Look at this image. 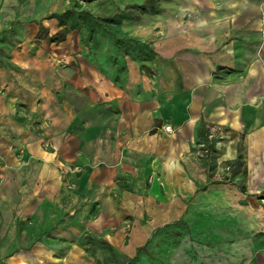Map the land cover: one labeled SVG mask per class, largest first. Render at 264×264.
Segmentation results:
<instances>
[{
    "label": "crops",
    "instance_id": "1",
    "mask_svg": "<svg viewBox=\"0 0 264 264\" xmlns=\"http://www.w3.org/2000/svg\"><path fill=\"white\" fill-rule=\"evenodd\" d=\"M160 7L119 25L149 54L86 46L67 88L51 80L50 116L41 118L42 106L31 114L47 125L40 135L50 149L21 122L43 82L33 92L28 80H5L0 264H102L105 254L77 247L86 225L113 250L105 264H264V0ZM241 148L245 163L230 175ZM61 166L74 171L61 175ZM196 210L260 218L244 219V232L218 220L199 236L189 220Z\"/></svg>",
    "mask_w": 264,
    "mask_h": 264
},
{
    "label": "rangeland",
    "instance_id": "2",
    "mask_svg": "<svg viewBox=\"0 0 264 264\" xmlns=\"http://www.w3.org/2000/svg\"><path fill=\"white\" fill-rule=\"evenodd\" d=\"M144 1L145 0H0V46L4 48L5 52H9L8 60H10L12 64L18 67V70L0 67V86H2L0 90H7L4 86V83L5 80L9 81V78H20L21 80H28L29 87H33V92L34 90H38V86H35L36 82H43L40 83L41 88H39L40 92L36 94L37 96L28 95L27 97L28 103L26 105V108L28 110L27 116L25 118L27 124L25 123V120L21 121L22 123H24L23 125H27V128H29L28 130L32 134L34 133L33 131L35 129H38L40 131H37L39 134L34 133V136H38L39 140L42 138L40 133L43 129L41 128H47V125L42 124V121L43 119H46L50 116V110L52 109L53 105L52 98L47 97L52 95V89L53 91H55L57 88H52V81L59 78L65 82L64 87L67 88V74L69 66H72L73 68H75V66L79 67L80 62L82 61L80 57L85 51L86 44L91 47L94 43V39L86 43L88 31L83 28L80 31L67 33L66 39L58 44L49 45L45 40L36 42L35 36L37 35L36 32L39 29V26L36 23L42 22V25L47 27L50 32L53 33L60 29L58 27L57 21L42 20L43 18L53 13H62L68 9H74L76 11L85 9L89 11L93 16V25L96 29L98 40L97 46L109 47L112 45L114 35H119V29L117 24L108 23L106 21V18L114 16L119 12H122L123 15V12L127 10L128 6L141 4ZM157 1L159 2L160 6H162L161 13H163V5L165 6L167 4L168 6L171 2H175L176 0ZM133 14H139V12L134 11ZM130 46L133 49V52L136 50L138 53L142 51L143 53H146L145 50L147 48L145 46H141L137 43L134 45L130 44ZM56 80L53 82L54 85L57 84ZM61 87L62 85L60 84L59 88ZM42 93L43 95H41ZM64 94H66V90L65 92H63L64 99L66 100L67 95ZM43 98H45V101L41 105ZM60 103L64 102L61 101ZM41 106L45 111V113L41 116V118L43 119L32 118V113L37 114V112H41ZM18 123L19 121H17L16 125L20 127ZM41 142L44 149H50V146L48 145L46 139H41ZM209 148L210 147L208 146V144L204 143L201 149V151H203V153L205 154L203 155L204 158L211 157ZM242 149L243 148L239 149V154L243 152ZM243 163L245 162L243 160L242 154H240L234 162L227 164L228 168L227 166L226 168L229 174L233 175V172L237 174L239 171H241ZM71 170L74 171V168L63 166L59 167L61 175H66ZM248 184L249 183H246L244 185L243 182L236 180V186L234 187L238 188L244 185L246 186L245 191H248ZM215 185L218 186L217 188L221 186L220 183ZM228 190V188L224 189V191ZM230 190L232 189L230 188ZM252 195H254V192L252 193ZM258 199L260 198L258 197ZM228 201L234 202L235 200L233 197H230ZM237 201V205L245 204L244 200L238 199ZM204 202L207 203V199H204L202 203ZM221 205L228 206V204L225 203H222ZM212 206L213 205H209V208ZM230 206L235 207L234 204ZM196 211V213L189 215V220L190 224H192V232H194V234H198L199 236L203 233L205 235L209 233L207 229H209V227L211 228V223H217L218 220L223 221L220 223L225 224H227V219H230V222L233 220L235 221L237 227L242 226L241 229L242 232H244V226L247 225V222L245 220H247L248 217H252V221L254 222L256 220L258 221L260 218L259 215L256 214L242 215L240 213L239 215L238 212H233V214L228 216L227 214L214 215L213 213H206L205 211L203 214H199L200 211ZM90 219H92L93 221V219H95V215L89 217V220ZM85 224H87V222ZM196 224H199L200 227L202 226L204 228V231H202L203 229L200 230L199 227H194ZM86 226H83V228H85L86 230L77 231L76 235L74 236L77 247H79L80 249H85V251L92 255H99L100 253H102L105 255L112 254L114 256L112 248L107 246V243L104 241L103 237L100 236L101 234H99V231H96L94 227L92 228L93 231H91V229L86 228ZM173 233L175 234V237H177V234H180L179 231H174ZM105 255L103 257L104 262L102 264H105V260L107 258ZM107 259L109 260L110 257ZM125 262L126 261H123L117 264H126Z\"/></svg>",
    "mask_w": 264,
    "mask_h": 264
},
{
    "label": "trees",
    "instance_id": "3",
    "mask_svg": "<svg viewBox=\"0 0 264 264\" xmlns=\"http://www.w3.org/2000/svg\"><path fill=\"white\" fill-rule=\"evenodd\" d=\"M139 12V14H133V12ZM161 11L160 4L157 0H145L141 4H134L127 7L125 12L115 14L114 16L106 18V21L111 24H117L118 29L119 25L122 23L123 20H137L143 14H158ZM93 16L92 14L85 10H74L68 9L62 13H53L42 20H54L57 21L58 27L60 28L56 32H50V30L42 25V22H37L36 24L39 26V29L36 32L35 41L40 42L45 40L47 44H58L63 42L66 39L67 33H71L74 31H80L81 29L85 28L88 31V36L86 38V43L90 40L94 39L93 47H97L98 40H97V33L96 29L93 25ZM114 35L112 40V45L117 47L119 50L124 51L126 54H131L130 51H133L130 44L134 45L137 42L132 40L131 38H126L120 35ZM138 44V43H137ZM140 45V44H139ZM86 46H89L86 44ZM145 46L146 45H141ZM148 54V52L146 53ZM9 52H5L4 48L0 46V67L10 68L14 70H18V67L8 60Z\"/></svg>",
    "mask_w": 264,
    "mask_h": 264
},
{
    "label": "bare ground",
    "instance_id": "4",
    "mask_svg": "<svg viewBox=\"0 0 264 264\" xmlns=\"http://www.w3.org/2000/svg\"><path fill=\"white\" fill-rule=\"evenodd\" d=\"M88 66H89V65H88ZM89 70H90V69H89ZM92 70H93V69H92ZM83 71H84V70H83ZM81 72H82V71H81ZM86 72H87V70H86ZM86 72H85V73H86ZM86 74H88V73H86ZM88 75H89V77H91V76H90L91 74H88ZM85 76H86V75H85ZM86 77H87V76H86ZM89 77H88V78H89ZM90 79H92V78H90ZM96 79H97V78H96ZM92 80H94V79H92ZM99 80H100V79H99ZM86 81H88V80H86ZM98 82H99V81H98ZM92 83H94V82H92ZM96 84H97V83H96ZM99 85H100V84H99ZM257 132H258V131H257ZM257 135H258V134H257ZM259 135H260V134H259ZM251 136H252V135H251ZM254 138H255V137H254ZM258 138L261 139V136L258 137ZM260 139H259V140H260ZM262 139H263V138H262ZM257 141H258V140H257ZM258 142H259V141H258ZM260 142H261V141H260ZM251 146H252V143H251ZM259 147H261V146H259ZM221 188H222V187H221ZM221 188H220V189H221ZM212 189H213V188H212ZM215 189H216V188H215ZM211 191H213V190H211ZM219 191H221V190H219ZM209 193H210V192H209ZM207 195H208V194H207ZM226 195H227V194H226ZM228 196H230V195L228 194ZM228 196H227V197H228ZM208 197H209V196H208ZM222 198H223V197H222ZM229 198H230V197H229ZM223 199H224V198H223ZM226 200H227V199H226ZM235 200H236V199H235ZM225 202H226V201H225ZM238 212H239V211H238ZM240 212H241V211H240ZM235 213H236V212H235ZM241 214L243 215L242 212H241ZM239 215H240V213H239ZM229 216H230V215H229ZM232 216H233V215H232ZM203 217H204V216H203ZM234 217H235V215H234ZM236 218H237V217H236ZM240 218H241V217H240ZM233 219H234V218H233ZM244 219H245V218H244ZM246 219H247V217H246ZM207 220H208V219H207ZM225 221H226V220H225ZM241 221H242V220H241ZM247 221H248V219H247ZM202 222H203V221H202ZM218 222H219V221H218ZM221 222H223V221H221ZM227 222H228V221H227ZM229 222H230V221H229ZM231 222H233V220H232ZM241 223H242V222H241ZM250 223H251V222H250ZM209 224H210V223H209ZM211 224H212V223H211ZM214 224H215V223H214ZM220 224H221V223H220ZM234 224H235V222H234ZM234 224H233V225H234ZM210 226H211V225H210ZM230 226H231V225H230ZM230 226H229V227H230ZM245 226H247V225H245ZM199 228H200V226H199ZM209 228H210V227H209ZM206 229H207V228H206ZM210 230H212V229L210 228ZM208 231H209V230H208ZM208 231H207V232H208ZM218 231H219V230H218ZM226 231H228V230L226 229ZM231 231H232V230H231ZM209 232H210V231H209ZM224 232H225V231H224ZM206 235H207V234H206ZM228 235H229V234H228ZM228 235H227V236H228ZM206 238H207V237H206ZM209 238H210V237H209ZM227 238H228V237H227ZM207 239H208V238H207ZM229 239H230V238H229Z\"/></svg>",
    "mask_w": 264,
    "mask_h": 264
},
{
    "label": "built area",
    "instance_id": "5",
    "mask_svg": "<svg viewBox=\"0 0 264 264\" xmlns=\"http://www.w3.org/2000/svg\"><path fill=\"white\" fill-rule=\"evenodd\" d=\"M163 131L166 132V133H168V134H170V133L173 132L172 127L170 125H165L163 127Z\"/></svg>",
    "mask_w": 264,
    "mask_h": 264
}]
</instances>
